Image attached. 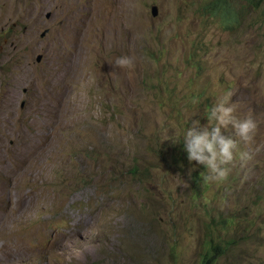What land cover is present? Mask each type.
I'll list each match as a JSON object with an SVG mask.
<instances>
[{"label":"rangeland","instance_id":"374dc122","mask_svg":"<svg viewBox=\"0 0 264 264\" xmlns=\"http://www.w3.org/2000/svg\"><path fill=\"white\" fill-rule=\"evenodd\" d=\"M213 1L0 0V264H201L216 235L264 264V1L235 30ZM228 92L252 159L204 183L183 136Z\"/></svg>","mask_w":264,"mask_h":264},{"label":"clouds","instance_id":"9594fccd","mask_svg":"<svg viewBox=\"0 0 264 264\" xmlns=\"http://www.w3.org/2000/svg\"><path fill=\"white\" fill-rule=\"evenodd\" d=\"M110 63L121 69H131L135 66L134 58L128 55L116 57L114 62ZM232 95L233 93L228 92L216 98L210 110H207L208 124L202 125L200 120H193L183 136L188 160L197 162L205 168V171L200 173L204 183L226 180L231 170L229 165L234 162L237 155L242 164L252 159L251 153L237 151L238 144L251 143L258 126L251 115L243 118L235 115V105L230 102ZM230 126L233 130L232 135L223 134L222 130ZM216 237L217 240L213 243H226L219 235Z\"/></svg>","mask_w":264,"mask_h":264},{"label":"trees","instance_id":"16d2710c","mask_svg":"<svg viewBox=\"0 0 264 264\" xmlns=\"http://www.w3.org/2000/svg\"><path fill=\"white\" fill-rule=\"evenodd\" d=\"M264 0H215L205 10L217 17L220 26L226 30H235L245 24L250 18L252 9H256ZM179 113L180 110H178ZM210 242L208 249L202 257L201 264H216L218 259L228 249L225 244Z\"/></svg>","mask_w":264,"mask_h":264},{"label":"water","instance_id":"95a60500","mask_svg":"<svg viewBox=\"0 0 264 264\" xmlns=\"http://www.w3.org/2000/svg\"><path fill=\"white\" fill-rule=\"evenodd\" d=\"M158 14H159L158 7L157 6H153L152 7V15L153 16H158ZM38 60L39 61L41 60V56L38 57Z\"/></svg>","mask_w":264,"mask_h":264},{"label":"bare ground","instance_id":"6f19581e","mask_svg":"<svg viewBox=\"0 0 264 264\" xmlns=\"http://www.w3.org/2000/svg\"><path fill=\"white\" fill-rule=\"evenodd\" d=\"M117 2H118V0H117ZM98 12V11H97ZM44 148V147H43Z\"/></svg>","mask_w":264,"mask_h":264}]
</instances>
